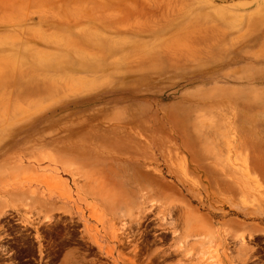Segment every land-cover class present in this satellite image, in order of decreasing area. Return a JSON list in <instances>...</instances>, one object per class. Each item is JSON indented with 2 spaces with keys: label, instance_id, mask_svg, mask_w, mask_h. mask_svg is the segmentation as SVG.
Masks as SVG:
<instances>
[{
  "label": "rangeland",
  "instance_id": "rangeland-1",
  "mask_svg": "<svg viewBox=\"0 0 264 264\" xmlns=\"http://www.w3.org/2000/svg\"><path fill=\"white\" fill-rule=\"evenodd\" d=\"M5 189L32 263L264 264V0H0Z\"/></svg>",
  "mask_w": 264,
  "mask_h": 264
},
{
  "label": "flooded vegetation",
  "instance_id": "flooded-vegetation-1",
  "mask_svg": "<svg viewBox=\"0 0 264 264\" xmlns=\"http://www.w3.org/2000/svg\"><path fill=\"white\" fill-rule=\"evenodd\" d=\"M21 235L29 239L30 231L23 223L14 218L1 220L0 264H49V258L31 262L29 244L19 241Z\"/></svg>",
  "mask_w": 264,
  "mask_h": 264
},
{
  "label": "bare ground",
  "instance_id": "bare-ground-1",
  "mask_svg": "<svg viewBox=\"0 0 264 264\" xmlns=\"http://www.w3.org/2000/svg\"><path fill=\"white\" fill-rule=\"evenodd\" d=\"M226 131V130H225ZM228 142H229V140H228ZM231 146V145H230ZM72 167V166H71ZM254 177H256V176H254ZM77 179V178H76ZM85 179V178H84ZM89 180V179H88ZM23 188V187H22ZM5 191V195H7L8 197H12L13 198V196H16L18 199H22L24 196H26L25 195V192L23 191V190H20V189H16V191H13V189H5V190H1L0 192H4ZM14 194V195H13ZM70 196V195H69ZM27 197V196H26ZM29 197H30V195H29ZM46 198H48V197H46ZM46 198H44V197H41V198H39L37 201H39V203H40V206L42 207V208H44L46 211H52V210H54V209H58V210H62L61 212L63 213H66V212H69L70 211V209L68 208V207H66V206H60V205H58V204H55V203H50V202H48L47 201V199ZM71 198V197H70ZM137 196L134 198V199H130V201L128 202V204L130 205V209H133V208H135V205L137 204ZM99 199V198H98ZM51 201V200H50ZM58 203V202H57ZM23 206V205H22ZM75 206V205H74ZM6 207H16V208H19V206H17V205H8L7 204V201H5L4 199H2V197L0 196V216L2 215H7L8 213V211L7 210H5V208ZM28 208V207H27ZM43 209V210H44ZM141 209V208H140ZM139 209V210H140ZM143 209V208H142ZM142 211V210H141ZM141 211H139V213L141 214ZM189 211V210H188ZM30 212V211H29ZM143 212V211H142ZM30 213H32V212H30ZM172 214V213H171ZM183 215H185L184 213H182ZM187 214V213H186ZM69 215V214H68ZM132 216V215H131ZM72 217V216H71ZM186 216H184V218H185ZM188 217V216H187ZM141 218H142V216H138L137 217V222L138 223H140V220H141ZM33 219V218H32ZM49 220H51V219H49L48 218V221ZM185 221V220H184ZM200 220H197V221H195L194 220V218H188L187 219V228H188V230H187V237H186V239H188L189 237H191V236H193L194 237V235H201V234H209L210 236H212V234H213V229H212V227H210V226H206V224H202V223H200L199 222ZM183 224V223H182ZM138 226V225H137ZM163 226V225H162ZM165 226V225H164ZM160 227V226H159ZM184 227V226H183ZM164 228V227H163ZM137 229H139V228H137ZM162 229V228H161ZM168 230V229H167ZM177 230V229H176ZM181 231V230H180ZM167 232V231H166ZM177 232H178V230H177ZM174 235L175 234H177L176 233V231L174 230L173 232H172ZM229 234V233H228ZM133 235H135V234H133ZM206 235V236H207ZM136 238V237H135ZM202 238V237H201ZM241 238V237H240ZM128 239V238H127ZM192 239V238H191ZM127 241V240H126ZM130 241H132V240H130ZM129 242V241H128ZM242 242H244V241H242ZM152 243V242H151ZM150 244V243H149ZM191 244V243H190ZM169 255V254H168ZM188 257H189V255H188ZM165 258V257H164ZM201 260H199V262H200ZM204 262H205V260H203ZM202 263V262H201Z\"/></svg>",
  "mask_w": 264,
  "mask_h": 264
}]
</instances>
